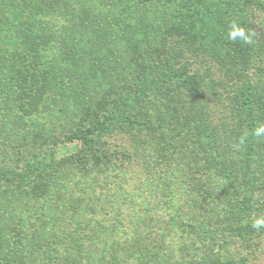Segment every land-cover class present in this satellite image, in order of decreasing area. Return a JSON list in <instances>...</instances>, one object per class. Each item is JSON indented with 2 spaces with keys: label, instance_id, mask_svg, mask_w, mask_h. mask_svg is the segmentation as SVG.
<instances>
[{
  "label": "rangeland",
  "instance_id": "374dc122",
  "mask_svg": "<svg viewBox=\"0 0 264 264\" xmlns=\"http://www.w3.org/2000/svg\"><path fill=\"white\" fill-rule=\"evenodd\" d=\"M8 2L12 0H1L0 7ZM148 10V22L129 15V20L136 22L134 29L120 25V16L113 11L107 21L82 16L69 21L74 32L77 28L89 38L83 45L84 56L79 55L76 71L68 70L62 60L60 72L39 74L37 91L45 96L41 115L17 126L19 132L6 138V146L15 140L18 151L25 153L23 140L53 147L63 143L65 133L111 84L136 83L126 42L144 40L148 35L154 50L160 49L163 11L156 0ZM167 13L168 24L187 21V29L197 33L190 38L216 41L222 52L239 36L237 24L242 18L249 15L264 28V0H194L180 3L178 10L170 7ZM211 66L224 73L221 66ZM253 66L258 81L261 75L256 70L261 65ZM201 72L205 75L206 71ZM59 75H65L67 82ZM212 78L214 81L206 78V82L215 88L219 74L212 73ZM4 87L1 108L14 110L23 97L16 86ZM54 107L63 108V113L53 116ZM165 107V102H159L156 111L163 112ZM216 108L223 110L217 104ZM109 111L117 117L100 137L99 147L109 150L110 159L102 158L99 166L81 171L65 162L71 152L63 153L60 163L64 166L57 168L55 187L49 193L29 197L9 188L0 190V264H202L213 263L216 254L220 264H264V227L251 237L250 227L249 232L243 229L251 221L249 214L264 206L261 132L247 136L250 142L254 139L253 150L246 146L248 141H233V155L244 151L243 146L247 154L245 160V155H238L242 176L234 189L233 182L215 171L220 157L208 147L209 138L181 133L167 120L158 129L164 132L161 136L125 122L118 104ZM230 113L229 124L235 129L238 116ZM81 151L87 149L79 144L72 149ZM231 190L232 196L223 194ZM252 190L257 195L252 193L248 203L246 194ZM233 199L244 218L229 216Z\"/></svg>",
  "mask_w": 264,
  "mask_h": 264
},
{
  "label": "trees",
  "instance_id": "16d2710c",
  "mask_svg": "<svg viewBox=\"0 0 264 264\" xmlns=\"http://www.w3.org/2000/svg\"><path fill=\"white\" fill-rule=\"evenodd\" d=\"M151 1L12 0L13 3L0 7V95L7 90L4 85H10L11 88L16 86L23 97L21 103L15 104V109L12 107L14 110L1 108L3 102L0 101V190L9 188L29 197L49 193V189L54 190L55 187L57 168L64 166L60 163L63 153L71 152L65 162L81 171L99 166L103 163L102 158L110 159L109 150L99 147V140L117 117L109 111L116 104L123 110L122 119L141 130L158 132L167 120L168 125L173 122L181 133L209 138L208 147L220 157L215 171L233 182L235 189L236 181L242 176L238 155H245L242 158L245 160L247 154L243 146L244 151L233 155L234 139H243L241 144L248 141L245 145L253 150L254 139L250 142L247 136H259L260 132L264 135V28L261 22L257 23L249 15L244 20L242 18V22L237 24L240 27L239 36L226 44L224 47L227 50L222 52L218 50L216 41L206 38L207 42H203L190 38L196 37L197 33L187 29V21L168 24L171 21L166 20L168 8L178 10L180 3L194 0H156L164 17L159 32L160 49L154 50L148 35L144 40L126 42L136 83L111 84L102 97L70 127L69 133H65V142L56 143L53 147L47 143L25 144L23 140L27 148L25 153L18 151L16 146H20L15 144V140L10 141L11 146H6V138H12L13 133L19 132L17 126L29 122L30 117L41 115L40 106L45 96L44 92L37 91L39 74L60 72L62 60H66L68 70L76 71L77 59L85 53L83 45L89 38L76 31L77 28L74 32L69 21L78 19V16L107 21L118 14L120 25H125V29H134L136 22L130 21L129 15L141 16L148 22ZM120 7L122 10L117 12ZM168 45L171 48L166 49ZM204 54H207L206 58L202 56ZM257 62L261 65L256 70L260 71L261 78L255 81L253 65ZM197 63L199 66H194ZM211 64L215 68L221 66L224 73L213 70ZM201 70L206 71L205 75ZM215 72L219 74V79L215 88H210L206 78L214 81L212 73L215 75ZM58 77L61 78L60 75ZM64 78L65 75L61 81H66ZM159 102L166 105L160 113L156 111ZM216 104L222 107V114H219L221 112ZM216 111L218 115L215 117ZM57 112L63 113V108L54 107L51 110L53 116ZM230 112L238 116L235 129L229 124ZM158 133L161 136L164 134ZM77 144L87 151L72 152ZM249 178L254 179V176ZM58 189L61 192L60 186ZM232 191L223 194L232 196ZM252 193L257 195L254 190L250 191L246 194L247 202H251L252 198L248 197ZM230 202L233 207L229 216L244 218L242 212L235 209L236 201ZM254 211L249 214V225L243 227L247 232L250 227L249 237L261 228H254L253 223L264 218V206ZM217 258L216 254L211 261L220 264ZM213 263L208 260L202 264Z\"/></svg>",
  "mask_w": 264,
  "mask_h": 264
},
{
  "label": "clouds",
  "instance_id": "9594fccd",
  "mask_svg": "<svg viewBox=\"0 0 264 264\" xmlns=\"http://www.w3.org/2000/svg\"><path fill=\"white\" fill-rule=\"evenodd\" d=\"M253 227L254 228H260V227H264V218L262 219H257L254 223H253Z\"/></svg>",
  "mask_w": 264,
  "mask_h": 264
}]
</instances>
